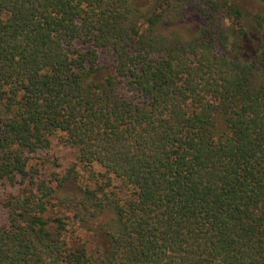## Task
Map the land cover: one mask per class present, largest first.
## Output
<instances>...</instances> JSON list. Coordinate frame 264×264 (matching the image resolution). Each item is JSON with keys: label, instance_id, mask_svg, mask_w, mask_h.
<instances>
[{"label": "trees", "instance_id": "1", "mask_svg": "<svg viewBox=\"0 0 264 264\" xmlns=\"http://www.w3.org/2000/svg\"><path fill=\"white\" fill-rule=\"evenodd\" d=\"M258 2L0 0V264H264Z\"/></svg>", "mask_w": 264, "mask_h": 264}, {"label": "rangeland", "instance_id": "2", "mask_svg": "<svg viewBox=\"0 0 264 264\" xmlns=\"http://www.w3.org/2000/svg\"><path fill=\"white\" fill-rule=\"evenodd\" d=\"M243 7L247 12L252 14L260 13L263 9V5L258 2V0H240ZM197 21L188 10L183 13V15L177 19L174 25L175 29L181 34L188 36L191 35L197 28ZM31 164L37 165L40 173L45 178H50L52 173L63 174L71 166H75L77 172V183L70 179L65 185V192L67 194H75L78 192L79 184H86L87 182L93 184L90 181L91 178L87 171L77 162L76 151L69 146L65 145L60 138L59 134L51 137L50 147L42 152L37 153L33 156ZM95 171H100L98 167L94 168ZM9 191L8 187H0V200L5 196L6 192ZM104 222L103 218L96 219L95 225L100 226Z\"/></svg>", "mask_w": 264, "mask_h": 264}]
</instances>
